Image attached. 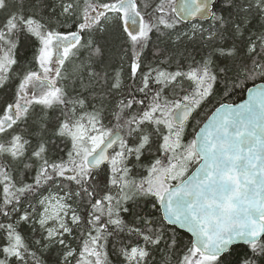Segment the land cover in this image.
Returning a JSON list of instances; mask_svg holds the SVG:
<instances>
[{"label":"snow or ice","instance_id":"1","mask_svg":"<svg viewBox=\"0 0 264 264\" xmlns=\"http://www.w3.org/2000/svg\"><path fill=\"white\" fill-rule=\"evenodd\" d=\"M0 264H264V0H0Z\"/></svg>","mask_w":264,"mask_h":264},{"label":"trees","instance_id":"2","mask_svg":"<svg viewBox=\"0 0 264 264\" xmlns=\"http://www.w3.org/2000/svg\"><path fill=\"white\" fill-rule=\"evenodd\" d=\"M232 99L238 100L239 99V96H233Z\"/></svg>","mask_w":264,"mask_h":264}]
</instances>
